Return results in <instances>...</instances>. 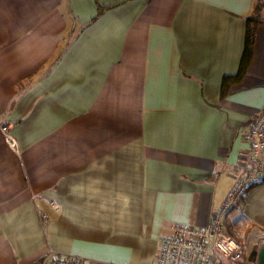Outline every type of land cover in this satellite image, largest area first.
I'll return each instance as SVG.
<instances>
[{
    "label": "crops",
    "instance_id": "1",
    "mask_svg": "<svg viewBox=\"0 0 264 264\" xmlns=\"http://www.w3.org/2000/svg\"><path fill=\"white\" fill-rule=\"evenodd\" d=\"M253 3L0 0V123L18 144L0 131V264L47 248L153 264L172 225L208 227L264 108V22L246 74L219 95ZM242 214L264 233V180Z\"/></svg>",
    "mask_w": 264,
    "mask_h": 264
},
{
    "label": "built area",
    "instance_id": "2",
    "mask_svg": "<svg viewBox=\"0 0 264 264\" xmlns=\"http://www.w3.org/2000/svg\"><path fill=\"white\" fill-rule=\"evenodd\" d=\"M10 125L0 123L5 144L13 152L18 153L16 139L9 132ZM246 139L250 148V159L247 165L237 167V178L233 186L226 192L218 209L210 217L207 228L191 224H174L170 233L162 235L158 241V252L153 264H214L215 255L232 263L256 264V260H248L251 249L259 242L250 240L255 232L252 227L241 244L226 229L224 219L231 211L243 212V198L255 184L264 180V108L249 127ZM54 205V203H52ZM47 214L39 212L41 225L47 221ZM33 264H87L79 255L63 254L45 249L39 260Z\"/></svg>",
    "mask_w": 264,
    "mask_h": 264
},
{
    "label": "trees",
    "instance_id": "3",
    "mask_svg": "<svg viewBox=\"0 0 264 264\" xmlns=\"http://www.w3.org/2000/svg\"><path fill=\"white\" fill-rule=\"evenodd\" d=\"M102 10L103 8L100 5H98L96 16H98L102 12ZM263 22H264V0H254L252 12L248 16H246L244 46H243V52L240 58L238 69L235 74L225 75L222 77L220 83V92H219L221 98L228 95L231 92L232 86L235 85L236 83H239L242 80L243 76L246 74L253 56V47L255 43L257 27L260 23ZM227 217L228 216H226L224 219V224L227 231L238 242L244 244L246 236L248 235V231L251 228L245 226V219L243 214L237 212L234 217L230 219H227ZM234 264H243V263H234Z\"/></svg>",
    "mask_w": 264,
    "mask_h": 264
},
{
    "label": "water",
    "instance_id": "4",
    "mask_svg": "<svg viewBox=\"0 0 264 264\" xmlns=\"http://www.w3.org/2000/svg\"><path fill=\"white\" fill-rule=\"evenodd\" d=\"M248 260H256V264H264V242L258 243L249 252Z\"/></svg>",
    "mask_w": 264,
    "mask_h": 264
},
{
    "label": "bare ground",
    "instance_id": "5",
    "mask_svg": "<svg viewBox=\"0 0 264 264\" xmlns=\"http://www.w3.org/2000/svg\"><path fill=\"white\" fill-rule=\"evenodd\" d=\"M250 240H255L259 243L264 242V233L263 232H255L250 236Z\"/></svg>",
    "mask_w": 264,
    "mask_h": 264
},
{
    "label": "rangeland",
    "instance_id": "6",
    "mask_svg": "<svg viewBox=\"0 0 264 264\" xmlns=\"http://www.w3.org/2000/svg\"><path fill=\"white\" fill-rule=\"evenodd\" d=\"M250 230H251V229H249L248 234H249ZM246 237H247V236H246ZM244 242H246V240H245ZM36 260H39V258L36 259ZM33 263H35V262H32L31 264H33Z\"/></svg>",
    "mask_w": 264,
    "mask_h": 264
}]
</instances>
